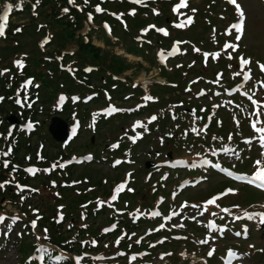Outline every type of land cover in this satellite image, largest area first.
<instances>
[{
	"label": "rangeland",
	"instance_id": "obj_1",
	"mask_svg": "<svg viewBox=\"0 0 264 264\" xmlns=\"http://www.w3.org/2000/svg\"><path fill=\"white\" fill-rule=\"evenodd\" d=\"M144 1V0H143ZM146 2H148V4L150 6H154L156 3L158 7H160L162 9V11L164 12V14L166 15V7L167 5L164 3H160V0L151 2L153 0H145ZM175 1V0H174ZM210 0H190V2L188 3V10L189 7H194L196 6L197 8H199V13L195 16L193 13V18H195L197 21V24H192L190 25V31H185L183 32V37L186 38H190V39H195L194 41L200 45L199 38L201 40L204 41V39L207 37V35L210 34V29L208 27H205V24H207V20L204 18V16H208L209 14H204L202 11L206 10V8H204L206 3H209ZM244 5H245V9L247 11V21H248V26H247V32L248 35L246 37V40H244V44H243V48H244V55L243 58L246 59L249 63L247 65V68L249 70H253V80L254 81H260L261 84L264 86V7H261L259 4H257L254 0H242ZM120 4L116 3V4H112V3H107L105 5V7L109 8V9H120L122 8L121 6H119ZM216 6H213L212 10L216 16V13L221 11V7L220 3L216 2L215 4ZM123 6V5H122ZM124 7V6H123ZM224 9H227V7L223 6ZM191 9V8H190ZM186 10V15H189V11ZM192 10V9H191ZM146 11V10H144ZM39 13V11L34 10H28V11H24L22 14H18L17 16H14L11 18L10 20V28H9V34L11 35L10 37L8 36V39H6L5 41L1 42L3 47H7L10 46L12 47L13 50H10L9 48L5 49L10 51L8 54L7 53H3V55H7V56H13V54L11 52H14L17 54V56L21 57V59H23V61H20L21 63H23L24 65V60H27L25 63H27L28 67H31V61L32 59L36 58H40V71L43 72L45 74L46 72V68L48 65V62L44 60L43 56H46V53H50L53 52L54 49H56V45H55V41L54 42H50L49 45H47V43H45L46 41H50L51 39V34H52V38L54 37V33L55 32H60L58 30V26L57 25H53L51 23H49V25L46 23L45 25L40 27V31L37 30V27L40 23L44 22L45 20L48 21L45 17V14L42 13L40 15L41 17V22H37V14ZM147 13V11H146ZM148 15V13H147ZM106 17V16H105ZM133 17V16H132ZM132 17H129L130 19ZM129 18H125L124 20L128 22V24H130V22H132V20H130ZM149 18L151 19V21L154 19L156 20L155 22L160 25L162 23H164V16L162 18H158L155 19L151 16H149ZM212 18H214V16H212L210 18V20H212ZM109 23H113V20L110 18H105ZM149 19V20H150ZM99 20H96L94 22V24L96 23L98 26H100L102 28V24L100 25ZM226 22V21H225ZM252 22V27H250V24ZM213 23L215 24V28L218 27V29H221L222 27L220 26L222 23V20L215 17V20L213 21ZM85 24V23H83ZM95 24V25H96ZM86 25V24H85ZM214 27V26H213ZM112 29L114 30V32L112 31V36L114 37V35L118 36L119 38H117L118 40H122V42H118L115 39H108L109 36L105 33V31H103L104 29H99V30H90L91 32L89 33V39L91 40V43L94 47H96L98 49L97 51V56H92L93 54L90 52L87 54H84L85 57H87V59L81 61L82 63H87L90 65H95L99 68V71L94 74V82L96 81L97 83L103 79H106L108 76L107 71H105V74L102 75L104 72L101 71L102 68H107L109 70H111V72H115L118 74H121V76L126 77V83H128L130 85V83H132L133 81L136 82H147L150 80H156V81H161V80H166L167 78H169L170 76H168L165 73H160L159 72V66L156 65V63L153 61L152 58H150V56L148 55H142L141 51L139 49H137V47L132 43V41H130V39L128 38L127 33L117 29V31L112 27ZM84 32L88 31V28H84L83 30ZM224 31V30H223ZM114 33V35H113ZM209 33V34H208ZM16 35V36H15ZM56 35H58V33H56ZM137 32L134 33V35H132L133 38H137ZM216 35H218V33H216ZM3 39L4 37L7 38V36L5 35H1ZM61 38H66V42H64L63 44V50L65 51H70V50H74L78 48V39L80 37H67V35H61ZM54 39V38H53ZM55 40V39H54ZM45 43V44H44ZM204 43L206 44V42L204 41ZM206 47L207 49H211V47L208 46H203ZM259 49L261 50H258ZM43 48V51L41 52V49ZM4 48H2V46H0V64L1 65H7V58H2V50ZM26 56V57H23ZM53 55V54H51ZM92 57V58H91ZM113 59V62L111 60ZM188 59H190V56L188 57ZM71 60V58H67L66 61H64V65L67 66V62ZM85 61V62H84ZM122 62L121 66H118V63ZM112 65V66H108V65ZM45 65V66H44ZM64 65H62V67H65ZM85 64H82V66ZM57 66V65H56ZM120 69H119V68ZM58 69V68H57ZM201 69V68H199ZM199 72V71H196ZM61 75H51V78L53 79L54 82H52L51 85H54L53 88H55V90L57 91V89L62 90L61 87H65V85H59V83L65 82L64 79V74H62V72L60 73ZM51 83V82H49ZM100 84V83H99ZM98 84V85H99ZM18 85V84H17ZM25 86L22 87L23 90V100L22 103L25 102V96L27 95L28 91L31 89L32 90V86H26L27 84L24 83ZM127 86V84H125ZM66 86H69L68 83H66ZM126 86H124L126 93H133V90L130 88H126ZM18 87H21V85ZM34 89H38L37 90V97L33 98V101H35V107L41 108L44 107L40 114H38V118H40L43 120L44 122L42 125L43 129L47 128V123L46 121L48 120V117L50 116L48 111H47V107L48 105H50V101H47V98L44 96V91H47L45 87L42 88L38 87ZM74 89V88H73ZM54 90V91H55ZM120 90V88H117L118 91ZM147 92L148 90H150L149 86L147 87ZM157 91H153V93H150V95L153 94V96L155 95L156 98L159 97L158 101H155L154 104L150 107L147 108L143 111H140V114L137 111H131L133 109V107H137L138 104L137 102L142 101V98L140 99H133V96H129L126 99H122L120 100L119 98L117 99V101L113 102V104L118 105L121 109L126 108L129 112L131 111L130 115L126 112V115H118L115 119H111L110 122H106L103 123L102 122L100 124H98V128L96 127V132L95 134H93L92 131H90L89 128L86 127L87 125V119L88 117L85 119H81L79 122V128L73 131H77L78 136L77 138H75L74 142L75 143H87L89 141V139L92 137H96V147L97 148H102L104 147L105 144L109 143V144H113V145H117L114 144L115 142L110 140L112 139V137H107L108 134H110L113 137L117 138V133L118 132H129V133H133L132 135V139H135L134 141L136 145H130L128 146H124L123 150L126 152L125 154H119L118 156H122V159H128L129 161V165L127 166H122L120 168V171H133V169H135V172H133L132 174L133 177H135V181H134V194L131 193L132 190V185H130L128 183V181L125 179L124 176H122V174H116L115 171L116 170H111L107 164H104L103 162L98 163L97 161L90 163L87 165V167L82 168L80 165L75 167L76 171H83L84 169H86V173L87 175L91 176V182H96L98 181L99 177H102L103 179H105V183L104 185L101 187L103 192H108L110 191L115 185H120V184H125L127 186V189L125 191V195H128V200L134 202L135 201V206L137 208H139L141 211L146 212L147 214L149 213L150 209L154 208L155 206L160 207V200H158L159 197H167L170 196L171 194H169L168 190H165L162 184H157V180H155L157 177H159L160 174H157L158 172H153L152 176L150 179L155 180V181H151L149 178H146L145 184H144V180H143V175H145V170L142 165L144 163V161L146 159H151L153 161H157V162H161L166 163V153L168 152V150L170 149V151L175 152L174 154L176 155H180L185 153L184 151H182V144L180 145L179 143L175 142L174 145H169V143L172 144V139L173 136L170 138H172L171 140L165 141L163 138L164 133H169L171 134V132L175 135L176 133H178L180 135V133L182 134L183 132V128L182 126H185L186 129L188 130V127L190 128V126L192 125V122L194 120H191L189 117H178L181 116L179 113L182 112V108L183 106L178 107L177 109H175V120L172 118V108L173 105L172 103L181 101L178 99H189L190 96L189 94H185L183 93V91H181V87H178V91L176 90H171V89H167L166 92L161 90V89H155ZM113 91V92H115ZM34 91L32 90V93ZM18 93L17 91H14V94ZM142 93V92H141ZM45 97V98H44ZM51 98H53V96H51ZM86 98H89L91 101H95V94L93 92L84 94L82 96L78 97L79 101H82ZM35 99V100H34ZM32 101V99L30 100ZM171 101V103H170ZM49 102V103H48ZM103 103V102H102ZM97 104H100V102H98ZM101 105V104H100ZM87 106V105H85ZM98 106V105H97ZM6 107V106H5ZM100 107V106H99ZM7 108H9V106H7ZM88 109L89 106H88ZM66 112H63V115H65ZM48 117H45V116ZM156 118H155V117ZM64 117V116H63ZM155 118V119H154ZM47 119V120H46ZM95 119V118H94ZM93 119V120H94ZM154 119V120H153ZM97 120V118H96ZM94 120V121H96ZM94 121H90V122H94ZM148 121L151 123L150 128H151V133L149 135H145L144 138L142 140H138L139 138H141L144 134V122ZM135 123H141L140 127H136ZM96 124V123H95ZM125 126V128L122 130H120V126ZM126 126H130L127 128ZM40 127V126H39ZM112 129V130H111ZM106 130H110V133L106 134ZM182 130V131H181ZM133 131V132H132ZM212 131L218 132V133H222V129L220 130H216V128H212ZM80 132V133H79ZM189 132V131H187ZM121 135V134H120ZM177 137V136H176ZM185 138V137H184ZM187 141H189V137L186 138ZM138 140V142H137ZM118 143V141H117ZM45 144V143H44ZM120 144V149L122 150ZM190 146H184L186 149V151H189V149H191V147H194V145H192V143L188 144ZM192 145V146H191ZM47 148L52 149L53 151L55 150V146L52 145H45ZM150 146L153 148L152 151H150ZM45 147V148H46ZM46 148V149H47ZM75 149V147H73V145H71L68 149ZM78 148V146H77ZM77 150V149H76ZM75 150V151H76ZM159 151L160 154H151V156H147L150 152L152 153L153 151ZM192 150V149H191ZM115 153L117 154L118 152L115 151ZM120 153V152H119ZM148 153V154H147ZM99 154V153H97ZM234 153L231 151H226L223 153V155H221V160L224 162H228L231 158H233ZM100 155V154H99ZM165 158V159H164ZM118 170V169H117ZM237 172H245L248 171L249 169H247L246 167H238ZM117 172V171H116ZM147 172V171H146ZM93 174V176H92ZM125 174V173H124ZM79 176V174L77 175ZM174 178V175H171L168 177L169 180H172ZM216 179H218L217 176L210 178L209 182H200L196 185H193L192 187H190L189 189V194L187 196V198L189 199H197V198H201L202 196H198L200 194H202V191L205 190H210L213 185L215 184L214 182L216 181ZM153 184H157L154 188ZM14 185H16V183H14ZM172 185V184H171ZM167 186L169 187V184H167ZM16 188V186H14ZM210 188V189H209ZM216 188V187H215ZM246 188V187H245ZM99 189V188H97ZM247 190H249V192H251L255 197H257L259 200L263 199L264 200V194L255 191L253 189L250 188H246ZM193 195V196H192ZM8 209L14 208V206L11 205H7ZM14 211V209H13ZM191 213V211H190ZM198 216L194 218L196 219L195 223L199 222L202 220L201 217H199V213H197ZM2 228V226L0 227ZM16 229L14 228V226L11 224V222H6V224H3V229H2V234L6 235L7 233H9V231H12V233H14ZM21 230V226H17V232ZM25 233H27L24 230ZM23 233V236H26V234ZM16 234V233H15ZM252 237H254V234H252ZM24 240H28V237H25ZM261 240H264V233L261 234L260 237L257 238L256 243L258 245H260L262 242ZM175 247V246H174ZM2 248L4 249L2 254L0 255V264H15L17 262V260L19 259V254H18V250L17 247H15L14 244V240H9L8 242L4 241L2 243ZM165 248L167 249H171L172 247H168L166 246ZM177 248H181L178 246H176V252H177ZM173 249V248H172ZM189 249L191 252L190 257L194 256L193 253L196 252V250H199L197 245H193V244H189ZM198 254V253H197ZM172 263L174 264V259L169 258ZM155 258H152V264H159V260L154 261ZM164 261L161 262V264H163ZM263 258L260 259L259 261H257L255 264H263ZM169 264V263H168ZM205 264V263H204ZM245 264H247V262H245Z\"/></svg>",
	"mask_w": 264,
	"mask_h": 264
},
{
	"label": "trees",
	"instance_id": "obj_2",
	"mask_svg": "<svg viewBox=\"0 0 264 264\" xmlns=\"http://www.w3.org/2000/svg\"><path fill=\"white\" fill-rule=\"evenodd\" d=\"M94 2L95 0H73V2H70V3L68 2V0H0V12L5 7L6 4H9L10 9H11L9 17L17 16L18 14H21L24 11L31 10V5H34L35 6L34 10L39 11L37 16H34V17H37V20H38L37 22H41L42 19L40 15L42 13H44L45 16H47L45 18L48 20V21L45 20L44 22L40 23L37 27V30L40 31L41 26L45 25L46 23L48 25L49 23H51L53 25H57L58 30L60 31V32H55L53 34L54 35L53 38L55 40L52 38V34H51L50 42L52 40H53L52 42L55 41L54 43L56 45V49H54L53 52H50V53L47 52L46 54L50 55L51 57H54V53H57L59 50H61V48L64 47L63 44L64 42H66V38L65 39L61 38V35H67V37L69 38L72 36L74 37L76 36V37H80L78 39V48L74 49L73 54L67 55V57L73 59L75 62L76 61L81 62L84 59L85 60L87 59V57H85L84 54H87V53L90 54L91 52L93 54L92 56H97L96 54H97L98 49L92 45L91 40L89 39V34H83L81 31L82 25L86 21V17H85L86 13H88L89 11L93 12ZM94 18H95V14H94ZM138 18L139 17H137L136 19ZM9 25H10V22L8 25H6V27L7 26L10 27ZM8 32H9V28H8L6 35L10 37L11 35ZM56 33H58V35H56ZM8 48L10 50L14 49V48L12 49V47L10 46ZM61 51H65V50L62 49ZM11 53H14V52H11ZM62 55H65V53ZM111 61L113 62V59ZM47 62H48V65H47L48 69L51 70L54 74L57 70L55 61L50 60ZM31 64H32L31 67L25 69V74L27 75L33 74L37 78H41L45 76V74H43L40 71V58L39 57L38 58L35 57V59H32ZM121 65H122V62H119L118 66H121ZM108 66L110 67L112 65L110 64ZM7 69L8 71L4 75H2L0 72V91L4 93H10V91L7 88V85L12 86L19 79L18 78L19 75L14 74L13 67H9ZM11 73H13L15 76L13 79L8 81L7 75H10ZM49 82H50L49 80H44L43 85L45 87H49L51 86ZM5 106H7V102H5L2 107H5ZM90 231L95 232V229H91ZM63 238L53 237V240L60 242V241H63Z\"/></svg>",
	"mask_w": 264,
	"mask_h": 264
},
{
	"label": "water",
	"instance_id": "obj_3",
	"mask_svg": "<svg viewBox=\"0 0 264 264\" xmlns=\"http://www.w3.org/2000/svg\"><path fill=\"white\" fill-rule=\"evenodd\" d=\"M50 130L53 133V135L58 139L63 138L66 133L65 126L64 125L61 126V123L57 118L53 119V122L50 126Z\"/></svg>",
	"mask_w": 264,
	"mask_h": 264
},
{
	"label": "bare ground",
	"instance_id": "obj_4",
	"mask_svg": "<svg viewBox=\"0 0 264 264\" xmlns=\"http://www.w3.org/2000/svg\"><path fill=\"white\" fill-rule=\"evenodd\" d=\"M250 27H252V22L250 23Z\"/></svg>",
	"mask_w": 264,
	"mask_h": 264
}]
</instances>
